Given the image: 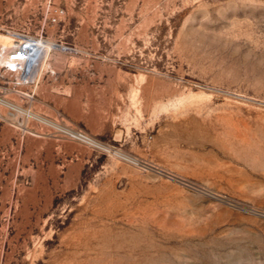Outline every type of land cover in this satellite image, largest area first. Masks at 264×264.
Wrapping results in <instances>:
<instances>
[{
	"label": "rangeland",
	"instance_id": "374dc122",
	"mask_svg": "<svg viewBox=\"0 0 264 264\" xmlns=\"http://www.w3.org/2000/svg\"><path fill=\"white\" fill-rule=\"evenodd\" d=\"M9 33L57 48L0 61V264H264V0H0Z\"/></svg>",
	"mask_w": 264,
	"mask_h": 264
},
{
	"label": "built area",
	"instance_id": "2783aa9c",
	"mask_svg": "<svg viewBox=\"0 0 264 264\" xmlns=\"http://www.w3.org/2000/svg\"><path fill=\"white\" fill-rule=\"evenodd\" d=\"M13 41L15 44L10 47L7 61L4 62L3 66L8 72L22 73L30 58L35 41L33 37L22 33L15 34ZM72 135L81 139L87 138L81 132H74Z\"/></svg>",
	"mask_w": 264,
	"mask_h": 264
},
{
	"label": "bare ground",
	"instance_id": "6f19581e",
	"mask_svg": "<svg viewBox=\"0 0 264 264\" xmlns=\"http://www.w3.org/2000/svg\"><path fill=\"white\" fill-rule=\"evenodd\" d=\"M0 37L2 38L0 46L3 49V53L0 54V61L4 62L7 61V54L9 52L10 47L15 44L13 41L14 34L9 33L8 35H1ZM33 39L35 41V44L32 47L33 50L30 54V58L22 72L23 74H25L26 78L32 77L36 73L38 68L43 65L42 63L44 59L42 60V57L48 54L47 50L57 48V45L49 40L43 41V39Z\"/></svg>",
	"mask_w": 264,
	"mask_h": 264
}]
</instances>
